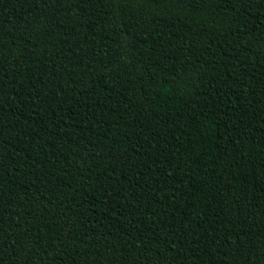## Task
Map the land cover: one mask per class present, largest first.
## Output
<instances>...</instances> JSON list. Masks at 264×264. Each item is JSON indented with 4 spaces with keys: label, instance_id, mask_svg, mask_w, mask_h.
<instances>
[{
    "label": "trees",
    "instance_id": "16d2710c",
    "mask_svg": "<svg viewBox=\"0 0 264 264\" xmlns=\"http://www.w3.org/2000/svg\"><path fill=\"white\" fill-rule=\"evenodd\" d=\"M0 264H264V0H0Z\"/></svg>",
    "mask_w": 264,
    "mask_h": 264
}]
</instances>
